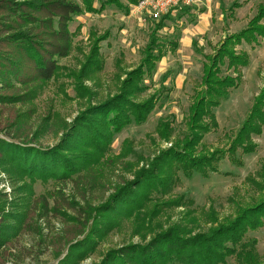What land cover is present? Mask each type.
Here are the masks:
<instances>
[{"label":"trees","instance_id":"trees-1","mask_svg":"<svg viewBox=\"0 0 264 264\" xmlns=\"http://www.w3.org/2000/svg\"><path fill=\"white\" fill-rule=\"evenodd\" d=\"M137 2L0 0V133L10 139L0 138V166L20 194L14 200L17 208L6 211V195L0 193V257L1 249L19 231L26 225L31 227L27 221H31L36 212L41 217L52 211L66 222L58 241L67 249L58 264H79L86 259L117 227L116 217L133 218L134 233L141 236L143 242L110 249L98 264H229V259L233 260L232 264H264L257 254L256 240L246 239L249 231L263 225L264 162L253 181L258 200L249 206L238 207L232 218L218 222L216 213L210 208L206 221L211 226L205 232L194 233L181 222L156 232L151 229L152 220L160 214L161 206L164 209L185 208L192 203L186 201L184 195L163 199L177 181L176 172L181 171L183 176L190 178L194 173L206 175L205 170L211 167L209 162L217 151L209 155L208 151L197 149L203 136L217 128L214 110L228 97L231 89L238 87L241 69L249 64L248 53L237 47L257 44L258 39L264 37V3L257 6L256 13L244 28L226 34L212 53L202 54V76L187 109L182 138L175 139L169 148L147 160L134 171L131 181L115 186L102 204L92 206L84 201L85 193L94 188L99 167L123 157L130 147L127 142L119 155H108L114 135L130 124L144 123L161 97L157 90L140 99L147 90L145 77L154 73L157 62L164 56L157 31L169 13L150 33L138 65L124 71L115 93L100 102L92 104L93 92L84 81L101 70L100 42L108 34L90 32L89 53L77 71L68 73L58 59L67 57L72 50L73 33L69 24L75 17L85 13L100 14L112 6L128 14L129 5ZM235 7H238L236 2L231 8ZM224 66L232 73L223 74ZM61 75L73 79L76 93L87 100L86 106L66 126L57 144L41 147L39 131L33 130L30 123L34 113L32 103L49 81ZM25 105L28 107L23 110ZM263 127L264 83L226 151L231 154L239 149L243 153L254 152L257 144L252 136L260 135ZM155 132L159 140L169 142L173 136L170 119H160ZM50 179L56 182L72 180L76 187L88 184V188L81 191L82 203L73 199L65 204L74 214L61 211L56 205L49 207L43 197L37 201L41 205L39 210L34 207L32 212L29 209L31 203L27 194H32V185ZM147 231L152 233L148 239ZM61 254L58 250L56 257Z\"/></svg>","mask_w":264,"mask_h":264},{"label":"rangeland","instance_id":"rangeland-1","mask_svg":"<svg viewBox=\"0 0 264 264\" xmlns=\"http://www.w3.org/2000/svg\"><path fill=\"white\" fill-rule=\"evenodd\" d=\"M235 2L238 7L232 9ZM260 3H264V0H193L170 10L163 26L157 31L164 56L157 62L154 73L145 77L147 90L140 99H145L157 90L161 97L144 123L130 124L114 135L108 155H119L122 149L125 150L127 142L130 147L123 157L99 167L100 173L96 176L94 188L85 193L84 201L92 206L102 204L115 186L131 181L134 171L145 165L147 160L169 148L175 139L182 138L186 129L187 109L202 76V54L212 53L226 34L244 28ZM205 14H209V17L206 18ZM141 17L147 16H137L130 11L125 14L112 6L100 14L75 17L69 24V30L73 33V47L67 57L58 59V63L68 73L77 71L85 61L91 45L90 32L98 35L109 32L108 38L100 42L101 70L84 81V85L93 92L92 104L115 93L119 78L124 71L138 65L150 33L163 18L152 21L149 17L143 20ZM192 41H195V46ZM237 49L248 53L249 64L241 69L242 79L238 87L231 89L228 97L214 110L217 128L203 136L197 149L208 151L209 155L217 151L209 162L214 169L207 168L206 175L194 173L190 178L183 176L181 171L176 172L177 181L163 199L184 195L186 201L191 200L192 203L185 208L164 209L161 206L160 214L151 223V229L155 232L177 222L192 229L194 233L205 232L211 226L206 221V213L210 208L216 213L218 222H223L225 218H232L238 207L249 206L258 200V190L253 181L257 179V172L264 162V127L260 135L252 136L257 144L254 152L243 153L239 149L231 154L226 150L264 83V37L259 38L257 44H243ZM222 73L232 72L224 66ZM86 102L84 97L76 93L72 78L61 75L49 81L32 103L34 113L30 123L33 130L39 131V145L50 147L57 144L66 126L85 108ZM27 107L22 106V109L26 110ZM163 118L170 119L173 127V136L169 142L159 140L155 132L158 121ZM0 138L9 139L2 133ZM87 188L88 184L76 187L72 180L37 181L32 185V194H27V200L31 203L29 209L32 212L34 207L36 211L39 210L41 205L37 201L43 197L49 207L56 205L61 211L74 214L65 204L73 199L82 203L81 191ZM0 193L6 195V211L17 208L14 200L20 194L15 191L1 166ZM116 218L117 227L79 264H98L110 249L143 242L142 237L134 233L133 218ZM27 222L31 227L27 228L26 225L1 249L0 264H58L67 249L58 241V236L66 226L63 217L52 211L38 217L36 212L33 219ZM35 226H38V232ZM145 234L147 239L152 236L149 231ZM248 238L256 240L257 254L264 260V219L260 228L246 234ZM58 250L62 254L56 257ZM228 263L232 264L233 260L229 259Z\"/></svg>","mask_w":264,"mask_h":264},{"label":"built area","instance_id":"built-area-1","mask_svg":"<svg viewBox=\"0 0 264 264\" xmlns=\"http://www.w3.org/2000/svg\"><path fill=\"white\" fill-rule=\"evenodd\" d=\"M193 0H138L134 5H130V12L137 16H147L152 21H159L168 14L172 8L180 4H188Z\"/></svg>","mask_w":264,"mask_h":264},{"label":"crops","instance_id":"crops-1","mask_svg":"<svg viewBox=\"0 0 264 264\" xmlns=\"http://www.w3.org/2000/svg\"><path fill=\"white\" fill-rule=\"evenodd\" d=\"M206 7L208 8V6H206ZM209 12H210V11H209ZM85 14H92V13H85ZM81 16H83V15H81ZM205 16H206V18H208V17H209V14H205ZM77 17H78V16H77ZM79 17H80V16H79ZM144 18H148V17H141L140 19L143 20ZM140 19H139V21H142V20H140ZM150 20H151V19H150ZM203 31H204V30H203ZM104 33L109 34L108 31H107V32H104ZM198 33H200V32H198ZM107 38H108V37H107ZM107 38H106V39H107ZM223 38H224V37H223ZM106 39H105V40H106ZM105 40H103V41H105ZM192 43H193V41H192ZM161 59H162V58H161Z\"/></svg>","mask_w":264,"mask_h":264}]
</instances>
